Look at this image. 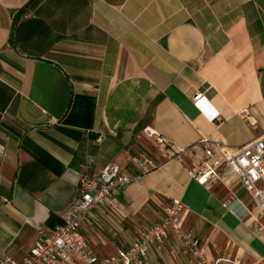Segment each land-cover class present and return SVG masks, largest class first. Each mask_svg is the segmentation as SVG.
Returning <instances> with one entry per match:
<instances>
[{
	"label": "crops",
	"instance_id": "obj_1",
	"mask_svg": "<svg viewBox=\"0 0 264 264\" xmlns=\"http://www.w3.org/2000/svg\"><path fill=\"white\" fill-rule=\"evenodd\" d=\"M263 78L264 0H0V256L20 259L40 227L62 224L82 174L110 162L132 174L144 155L158 166L82 226L93 252L128 246L178 199L181 227L205 242L208 261L264 264V219L253 227L235 175L222 167L201 185L143 132L175 147L205 136L236 152L264 132ZM195 92L208 112L193 106ZM106 232L132 234L116 247ZM149 258L183 264L167 244Z\"/></svg>",
	"mask_w": 264,
	"mask_h": 264
},
{
	"label": "built area",
	"instance_id": "obj_2",
	"mask_svg": "<svg viewBox=\"0 0 264 264\" xmlns=\"http://www.w3.org/2000/svg\"><path fill=\"white\" fill-rule=\"evenodd\" d=\"M192 101L195 108L208 112L207 98L201 96L200 92L193 94ZM239 114L247 119L252 128L256 127V122L250 118L247 108L240 110ZM217 117L216 112H209L210 121ZM143 132L162 147V159H173L179 164H187L190 177L201 185L218 180L220 169L227 167L245 190L252 204L251 208L256 210L253 215L252 209L243 206L246 214L253 219V227L257 230L262 228L260 219H264V132L242 145L236 152H229L221 143L213 145L205 136H200L190 146L175 147L148 127ZM131 160L136 170L132 174L122 173L114 162L104 166L96 176L82 174L77 181L73 201L61 214L63 223L49 230L40 227L37 238L20 259L3 254L0 256V264H156L150 261L149 250L161 256L164 244L168 245L172 254L178 255L183 264H217L216 261L207 260L205 242L192 232L182 229V204L178 199L160 204L158 219L139 228L137 237L128 246L109 255H99L90 249L81 228L86 222H95L91 212L104 206L115 190L158 166L155 159L144 155H138ZM169 234L174 236L179 247L168 242Z\"/></svg>",
	"mask_w": 264,
	"mask_h": 264
},
{
	"label": "rangeland",
	"instance_id": "obj_3",
	"mask_svg": "<svg viewBox=\"0 0 264 264\" xmlns=\"http://www.w3.org/2000/svg\"><path fill=\"white\" fill-rule=\"evenodd\" d=\"M263 90H264V78H263ZM256 212V211H255ZM143 219V218H142ZM145 222H149L147 221V219H143ZM115 231V230H114ZM132 233L131 232H123V233H116V234H112L109 232H106L105 235L110 238L109 240L114 241L116 247H123L127 241H129L130 239V235ZM89 236V234H88ZM100 244L104 247V246H108L109 243L108 241H106L104 244L100 242ZM95 247V246H94ZM102 247V248H103ZM96 248V247H95Z\"/></svg>",
	"mask_w": 264,
	"mask_h": 264
}]
</instances>
